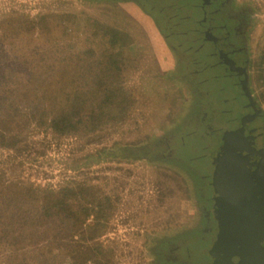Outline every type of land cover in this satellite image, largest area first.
I'll return each mask as SVG.
<instances>
[{
    "label": "rangeland",
    "instance_id": "rangeland-1",
    "mask_svg": "<svg viewBox=\"0 0 264 264\" xmlns=\"http://www.w3.org/2000/svg\"><path fill=\"white\" fill-rule=\"evenodd\" d=\"M241 1L249 3L256 13L258 30L254 34H258V37H255L252 43L254 46L252 70L255 90L260 104L264 107V86L257 82L259 57L264 49V0ZM23 16L30 18L44 16L45 21L54 23L46 28L48 31L45 37L36 33V41L49 39L48 48L58 46L59 51L63 48L68 54L76 50V53L87 61H96L106 44L102 36H90L93 19L98 20V23L104 21L128 31L135 39V43L127 51L128 58L121 74V81L125 83L123 90L129 103L125 112H120L119 106L112 107V111L119 114V118L114 117L108 125L99 129L93 131L80 124L76 130L68 129L60 133L51 125V119L55 116L54 111H57L53 108L61 106L63 100L48 101L41 109L29 101L17 102L16 105L23 114L16 117L19 122L25 123L28 136L20 151L0 147V180L24 181L50 191H58L68 185L74 187L82 185L85 192L87 188H92V192L98 198L108 197L110 200L108 225L101 230L103 234L98 239L92 241L88 238V243L97 244L96 247L102 245L111 255L113 264H159L152 261L154 256L148 248L163 235L171 233L173 237L179 238L184 236L185 230L199 229L196 234L203 237L204 232L201 228L207 224L203 219L196 189L198 183L195 180V166L192 163L185 160L182 155L175 154L180 161H184L185 166L170 167L167 163L156 161L152 158L153 155L141 153L138 157L133 150L126 151L129 149L127 145H120L121 150L117 152L109 150L104 156L101 151L114 143L128 141L130 143L135 136L146 135L143 132L156 125L155 119L163 112L165 91L162 78L156 76L158 69L155 64L152 31L141 20L97 6L93 2L0 0V23L1 21L9 23V20L22 19ZM12 30L0 28V37L2 35L0 49L7 51L4 58H10L15 54L7 43L12 37ZM261 70L264 76V66ZM160 75L163 76L161 73ZM174 90L176 93H182L180 88ZM68 91L74 94L75 88L68 86L66 91L63 87V93ZM183 94L186 97L190 95L188 91H183ZM61 97H66V94ZM182 101L183 106H177L173 113V117L178 121L188 119L190 113V105L185 104L184 99ZM197 118L202 121L192 124L189 129L179 131L177 143L174 142V150L180 143L194 136L205 124L206 120L202 115L198 113ZM160 174L176 178L182 184L181 192L179 190L173 192L175 211L169 221L166 220L167 215H170L166 212L172 210V208L167 210L170 203L169 185L159 179ZM83 202H87V199L83 198ZM97 209L98 206L95 211ZM94 214L93 212L86 219L84 228L93 222ZM86 232L87 229H80L75 239L81 240ZM139 234L143 235L137 237ZM57 247L59 246L55 241L48 243L43 250L49 259L42 258L40 264L45 261L50 264H75L74 260L68 259L65 251L60 252ZM5 251L6 242L0 239L1 264ZM80 264L97 263L93 258H88Z\"/></svg>",
    "mask_w": 264,
    "mask_h": 264
},
{
    "label": "trees",
    "instance_id": "trees-1",
    "mask_svg": "<svg viewBox=\"0 0 264 264\" xmlns=\"http://www.w3.org/2000/svg\"><path fill=\"white\" fill-rule=\"evenodd\" d=\"M160 3V0H150L149 5L145 4V11L152 20L142 22L155 25ZM116 7L105 8L116 11ZM22 19L0 23L2 28L13 29L7 43L15 53L4 58L7 51L0 49V147L20 151L27 140V127L16 117L23 114L17 102L29 101L41 109L48 101L63 100L61 106L53 108L57 111L51 119V125L60 133L76 130L80 124L94 131L108 125L114 117L119 118L112 107L119 106L120 112L126 111L129 99L123 90L125 83L121 81V74L126 67L127 51L135 43L128 31L93 19L90 36H102L106 44L96 61H87L76 50L68 54L63 48L59 51L58 46L48 48L49 39L36 41L35 34L45 37L52 21H45L44 16H23ZM263 66L264 49L257 75V82L262 86ZM68 86L75 88L74 94L62 92L63 87L67 91ZM65 94L66 97H61ZM84 192L82 185L50 191L24 181L0 180V239L6 242L3 264H40L42 258L49 259L43 249L53 241L59 246L58 251H65L75 264L88 258H93L97 264H113L111 255L102 245L96 247L97 244L88 243V238L98 239L108 225L110 200L98 198L92 188ZM83 198L87 202H83ZM93 212V222L84 228ZM80 229L87 232L77 241L75 237ZM50 254L53 255L52 251Z\"/></svg>",
    "mask_w": 264,
    "mask_h": 264
},
{
    "label": "water",
    "instance_id": "water-1",
    "mask_svg": "<svg viewBox=\"0 0 264 264\" xmlns=\"http://www.w3.org/2000/svg\"><path fill=\"white\" fill-rule=\"evenodd\" d=\"M76 1L117 6L118 13L152 20L145 11L150 0ZM208 1L215 28L205 27L197 41L203 66L196 93L204 100L197 112L206 122L175 147V154L195 166V180L212 210L213 222L195 255L210 264H264V107L252 70L256 13L246 1Z\"/></svg>",
    "mask_w": 264,
    "mask_h": 264
},
{
    "label": "flooded vegetation",
    "instance_id": "flooded-vegetation-1",
    "mask_svg": "<svg viewBox=\"0 0 264 264\" xmlns=\"http://www.w3.org/2000/svg\"><path fill=\"white\" fill-rule=\"evenodd\" d=\"M160 1L161 6L156 11L157 19L155 25H146L152 31L153 36L155 64L158 69L156 76L162 78V86L165 91L163 112L155 119L154 123L156 125H153L154 128L149 127L145 132L142 131L146 135L140 134L139 136H135L134 139H131L130 143L129 141L114 143L107 148L104 147L101 151L104 156L109 150H116L117 152L121 150L120 145H127L129 149H126V151L133 150L134 154H137L138 157L141 156V153L153 155L152 158L156 161L167 163L168 166L175 168L177 165H180V167L182 165L185 166L184 161L182 162L178 159L173 149L174 142L177 143L179 131L186 128L189 129L192 124L202 121V119L197 120L198 113L196 112L204 105V100L196 93L200 84L199 76L201 75L203 66L201 64L199 48H202L203 45L197 41H200V32L205 27H208L209 31H214L215 27L210 24L211 17L208 0H202L201 2L199 0ZM192 31L196 32L195 38H186L187 33H191ZM223 41H226V39H223ZM196 42L198 43V49L194 50L195 46L193 44ZM225 44L228 47L229 43L227 41ZM242 50L241 48L239 52H242ZM174 88H180L182 93H176ZM183 91H188L190 95L186 97ZM195 94L197 98L193 97ZM182 99H184L185 104L190 105V113L188 119L178 121V119L173 117V113L177 110V106L181 107ZM138 138H141V140H138ZM160 175L159 179L169 185L168 200L170 203L167 206V210L172 208L169 212L166 210V213H170L166 217V220L169 221L171 219L170 216L175 211V209L173 210L175 199L173 192L177 190L181 192L182 184L181 181L169 175ZM198 188V198L201 202L203 219L207 224V226L201 229L205 232L213 222L212 210L209 206L206 193L203 192V188L200 186ZM191 230H185L184 236H180L179 238L173 237L171 233L160 237L159 240L155 241L148 248L149 252L154 256L152 261L159 264H210L202 261L201 258L195 255L205 238L199 237L196 234L199 229ZM142 235L139 234L137 237Z\"/></svg>",
    "mask_w": 264,
    "mask_h": 264
}]
</instances>
